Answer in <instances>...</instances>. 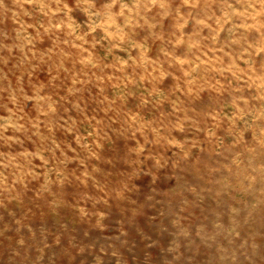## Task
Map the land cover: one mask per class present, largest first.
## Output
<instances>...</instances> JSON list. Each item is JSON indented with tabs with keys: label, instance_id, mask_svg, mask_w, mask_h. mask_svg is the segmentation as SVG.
Returning <instances> with one entry per match:
<instances>
[{
	"label": "rangeland",
	"instance_id": "374dc122",
	"mask_svg": "<svg viewBox=\"0 0 264 264\" xmlns=\"http://www.w3.org/2000/svg\"><path fill=\"white\" fill-rule=\"evenodd\" d=\"M0 264H264V0H0Z\"/></svg>",
	"mask_w": 264,
	"mask_h": 264
}]
</instances>
